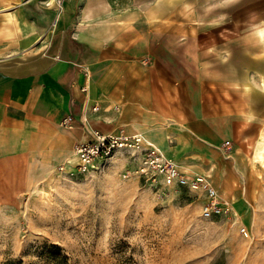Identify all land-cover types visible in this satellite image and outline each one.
<instances>
[{"label": "crops", "instance_id": "1", "mask_svg": "<svg viewBox=\"0 0 264 264\" xmlns=\"http://www.w3.org/2000/svg\"><path fill=\"white\" fill-rule=\"evenodd\" d=\"M119 130L246 219L249 146L264 142V0H0V206L76 175L74 146Z\"/></svg>", "mask_w": 264, "mask_h": 264}, {"label": "rangeland", "instance_id": "2", "mask_svg": "<svg viewBox=\"0 0 264 264\" xmlns=\"http://www.w3.org/2000/svg\"><path fill=\"white\" fill-rule=\"evenodd\" d=\"M253 158L243 220L229 202L228 217L204 220L203 194L124 179L136 163L125 154L55 172L0 206V264H264V166Z\"/></svg>", "mask_w": 264, "mask_h": 264}, {"label": "built area", "instance_id": "3", "mask_svg": "<svg viewBox=\"0 0 264 264\" xmlns=\"http://www.w3.org/2000/svg\"><path fill=\"white\" fill-rule=\"evenodd\" d=\"M96 111L97 108H93ZM73 119L66 116L61 121L63 128H72ZM229 147V142L223 145ZM74 154L78 158L76 174H85L98 160H109L121 153L138 164V168L123 175L127 179L130 175H137L158 187L186 189L190 192L201 193L205 196V203L201 207V218L204 220L223 219L231 211L230 204L219 198L217 190L211 181L202 176L188 177L179 171L178 166L141 134L127 135L123 130L116 134L104 135L98 131L92 132L89 142L74 146ZM63 171V168H59ZM70 176H73L71 174Z\"/></svg>", "mask_w": 264, "mask_h": 264}, {"label": "bare ground", "instance_id": "4", "mask_svg": "<svg viewBox=\"0 0 264 264\" xmlns=\"http://www.w3.org/2000/svg\"><path fill=\"white\" fill-rule=\"evenodd\" d=\"M254 161H259L262 166H264V155L261 149L257 150L254 155ZM244 231V230H242Z\"/></svg>", "mask_w": 264, "mask_h": 264}, {"label": "trees", "instance_id": "5", "mask_svg": "<svg viewBox=\"0 0 264 264\" xmlns=\"http://www.w3.org/2000/svg\"><path fill=\"white\" fill-rule=\"evenodd\" d=\"M60 258L62 259V260H64L63 261V263L62 262H59V264H67V260H66V257L65 256H60ZM56 261V260H55ZM54 261V262H55Z\"/></svg>", "mask_w": 264, "mask_h": 264}]
</instances>
